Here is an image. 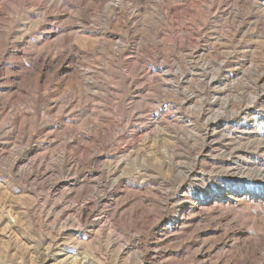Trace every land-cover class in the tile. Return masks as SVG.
I'll use <instances>...</instances> for the list:
<instances>
[{
  "label": "rangeland",
  "instance_id": "obj_1",
  "mask_svg": "<svg viewBox=\"0 0 264 264\" xmlns=\"http://www.w3.org/2000/svg\"><path fill=\"white\" fill-rule=\"evenodd\" d=\"M108 1L82 0L76 20L60 15L66 0H0V264H264V6L115 0L108 17ZM179 31L192 56L154 61L171 91L141 75L140 97L177 114L173 127L119 155L100 133L117 145L145 105H126L133 90L114 66L132 74L136 50ZM76 68L93 72L88 88ZM20 167L43 178L23 183Z\"/></svg>",
  "mask_w": 264,
  "mask_h": 264
},
{
  "label": "bare ground",
  "instance_id": "obj_2",
  "mask_svg": "<svg viewBox=\"0 0 264 264\" xmlns=\"http://www.w3.org/2000/svg\"><path fill=\"white\" fill-rule=\"evenodd\" d=\"M81 1L82 0H66V3L63 4L62 6L64 11L60 15L67 16V17H70L76 20L83 18L84 13L86 11L84 12V10H80L78 5L81 3ZM245 1L247 4H251L253 6H255V4L256 5L258 4L259 7L264 6V0H245ZM119 4L121 3L115 0L108 1V3L105 5V8H104L108 13V17H109L111 10L115 9V6H118L119 8ZM224 6L225 8L223 10V14L227 17H230L232 15V12L234 11L233 3H230V4L227 3ZM139 11H140V8L134 6L132 7V10H131V13H129V16L135 19L138 16H140ZM94 15H96V13H94ZM112 17H114V11L110 15V18ZM174 17L177 18V16H174ZM163 20H164V17L161 16L160 20H158V22L155 24V28L157 30L161 28ZM94 21L98 22L99 19L95 17ZM81 24L82 22L78 23L75 28L70 29L68 41L64 42V44L67 47L71 48L72 45L70 43L74 41V39L77 37V34L80 32L79 30L81 28L80 27ZM172 34H173V40L170 39L169 41H165L164 39H162L163 35L161 33L157 34L156 38L158 39V41L153 43L154 50L153 52H151L152 57H150L151 53L148 50L141 51V52H139V50H136L133 53V58H136V60L133 63V68L130 69L132 74L127 75L128 71L125 74L122 73V68H123L122 65L114 66L115 69L117 70V76H119V82L123 84L125 88H131L133 90L134 97L130 100V103L126 105H128V107L130 108L132 104L135 102V100L138 101V104L145 105L144 111L142 112L139 111L135 113L132 112L127 115V120L131 121L133 125L131 126V130L129 133H127L125 136H122L120 139H118L117 145L112 139V136L110 135V133H106L108 131L104 132L103 134H101L98 131L100 133L99 138L104 142V144L107 145L108 147H114L118 149L119 155H123V156L130 155L131 152L137 150L138 144L140 142L146 141L148 138L153 137L155 134H158L160 131L169 133V131L173 127L174 122L171 119L173 116H176L177 114L173 115L170 108H167L160 104L156 107L157 110H152L153 108H150L149 105H146L145 103L148 98L145 100L140 97L142 90H143L142 82H141L142 80L141 75L143 76L147 75L152 81L156 83L159 89L161 88L163 92L171 91L172 87H170V85L166 86L165 84V81H168L167 77L169 76L166 71L167 69L164 70L165 68H161L160 66H157L156 64H154V61L162 60L163 62H165L167 57L174 58L173 57L174 55H178V56L181 55L183 59L190 58L192 56L191 53H185V51L180 49V46L184 43L186 34L181 31H179V33L177 34L175 32H172ZM96 44L97 46L103 47L106 45V42L103 39H99L97 40ZM120 51H121L120 46L119 47L117 46L115 54L116 53L118 54ZM117 54L115 57H117ZM46 60L47 59L45 57L42 63H44L45 68L48 71H50V69H52L51 67H53L51 64H53L54 60H48V61ZM57 67L58 66L56 65L54 68H57ZM75 71L77 74L76 85L79 87L88 88L90 86L88 82L92 80L93 72L90 70L78 69V68H76ZM158 73H160V77H161V79L159 80L158 78H156ZM178 76H179L178 77L179 80L181 81L183 79L184 73L180 71ZM212 80L210 81L212 82ZM140 82H141V85L139 84ZM177 82L178 81H176V79H175V82L173 81L174 84ZM178 83H181V82H178ZM150 100H151V106H152V104H154V101H152V99ZM118 110H119L118 108L114 107L113 111H110L109 114L115 117L116 115H118V112H119ZM145 113L147 114L144 115ZM87 156L89 157L90 155H87ZM88 160L90 161V157L88 158ZM30 165L32 164L30 163ZM17 172H18L19 180L23 183H28V180H30L31 173L35 174V176L32 175L33 176L32 181L34 182L37 179L43 178V173L40 174L38 173V171H34V172L32 171L31 173H27L25 169L21 167L18 169ZM81 194H84V193H81ZM55 195H57L59 200H62L64 194L58 193L53 187L49 186L47 196L52 197ZM77 196H78V200H80L83 197L82 195H77ZM57 209H59V214H61L63 217H67L69 216L70 213L73 212V209L70 208V206L63 207V208L57 207ZM81 209L77 210L78 213L75 216L76 228H78L81 225V222L85 219V215L83 214V211ZM92 222L95 224V226L99 227L100 225L99 219H96Z\"/></svg>",
  "mask_w": 264,
  "mask_h": 264
}]
</instances>
